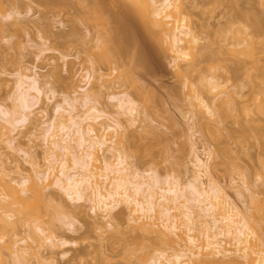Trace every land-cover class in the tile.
<instances>
[{
	"label": "rangeland",
	"instance_id": "obj_1",
	"mask_svg": "<svg viewBox=\"0 0 264 264\" xmlns=\"http://www.w3.org/2000/svg\"><path fill=\"white\" fill-rule=\"evenodd\" d=\"M11 1L0 0V20L5 23L0 27V69L10 71L7 79L13 82L10 85H4L5 91L12 98L8 99L7 103L5 99H0V129L8 132V128H12L6 120L5 111L20 109L23 105L24 93L28 92L26 90H29V102L33 105L27 108V111L32 112L30 119L25 120L27 123L24 121L17 123L20 130L17 134L18 146L11 148L10 145H6V136H3V139L0 138V155L5 166L13 169L18 165L24 174H28L32 167L31 159L38 160L42 164L47 163L46 129L52 125L55 116L57 118L59 113L68 115L70 112L79 110L82 116L85 114L89 106L87 99L76 101L71 97L76 95V89L81 91L80 87L85 85L87 79L83 75L87 72L94 74V68L99 67V72L106 74L104 78L107 82L100 90L101 98L98 106L103 112L98 121L116 125V120L119 119L120 125L116 126L118 134L125 136L120 135L122 141L119 147L130 153L127 160L132 169L138 171L149 182L153 179L151 174L160 177L177 174L184 182L183 187L187 195L194 198L188 182L194 173L196 156L207 160L209 174L254 224L256 248L264 250V185H257L255 182L257 176L264 174V135L262 134L264 113H259L255 107L260 97L257 85L259 70L252 66L253 58H245L240 53L237 55V58L246 60L249 70H239L233 81L228 82L229 86L233 84L230 90L236 91L235 102L229 105L228 116H210L205 108L195 106L197 99L190 96L194 93L191 88L199 90L204 87V94L208 92L203 84H198V73L192 72L186 84L184 83L185 78L179 75L178 71L186 67L187 62L175 61L173 53L167 50L166 44L151 36L153 35L152 27L131 0H102L103 7L100 12L93 9L87 11L88 6L81 0H37L38 2L32 3L33 9L30 12L16 15L18 18L3 19L2 14L12 6ZM25 1L30 2V0ZM181 1L187 20L197 32L207 37L200 43L207 44L211 48L220 46L223 40L219 36V31L227 27L230 18L235 17L236 25L240 23V26L243 25L241 27H245L251 22L250 11L264 12V0ZM22 19L24 22L21 21ZM113 26L116 27L117 32L126 33L131 37L127 41L131 45L126 43L128 46L136 47L138 52L141 51L138 56L141 65L134 69L135 86L128 81L124 82V77H117L119 74L122 76L120 71L123 73V70L129 67L127 63L124 68L119 66L112 54H109V58L101 57L107 51L104 44L107 30ZM242 37L245 35L243 34ZM255 38H257V53L254 56H257L259 58L257 60H260V64L263 65L264 45L260 41L264 38L262 35H254ZM244 44L241 43L237 49L243 48ZM222 50L226 51L224 48ZM220 55L222 59L215 62L220 66L213 71L219 75L221 81H224L229 73L225 67H221V64L229 62L226 59L229 54L226 52ZM139 57L143 59V62ZM205 64L203 66H207ZM114 67L117 69L114 70ZM25 73L28 74L27 77ZM35 73L38 74V78L40 76L38 82L40 84L37 83L39 86L43 81L41 87L34 84L32 75ZM53 76L56 77V87L53 89L56 95L50 97L44 89V84L46 80L51 81ZM20 78L26 79V82L18 87L17 82ZM0 79L5 78L0 77ZM91 81L95 86L101 83L96 78H92ZM191 81L196 84L192 85ZM136 84L143 89L148 88V90L144 89V95L138 93ZM33 86L38 87L40 91ZM149 90L153 96H156L155 101L152 100L151 95L149 96ZM134 92L139 94V96L137 94V100L140 106H148L147 121L135 122V129L130 126L129 115L120 113L122 111L120 99L127 97L128 94L134 95ZM222 97L216 99V102L219 103ZM57 108L60 110L57 111ZM197 115L200 116V121V118L196 120ZM147 122L155 127L159 136L156 131L153 133L146 126ZM37 124L39 126L36 127ZM127 127L130 130L126 129ZM126 133L130 134V137ZM146 140L152 141L150 151L146 149V152L149 155L156 154L159 160L158 165L141 166L143 159L147 157L141 158V164L133 160L134 156L139 155V149ZM105 154L109 160L112 157L111 160L115 165L122 166L118 155L111 156L109 151ZM81 168V165H78V169L81 170ZM202 177L207 181V175ZM161 181L165 180L161 179ZM47 193H52V196L55 194L53 203L55 206L54 209L49 207L50 211L47 210L49 213L42 207L45 223L55 230L58 238L69 241L67 244L44 249V257H49L48 261L51 260L52 264H155V257L160 254V250L164 254L160 261H166L176 252L175 247H183L179 245L172 247L171 244L159 239L157 234L132 227L130 209L125 202L114 209L116 214L110 223L106 224H111L110 228L106 226L108 227L106 230V227L102 226L107 219L102 218L100 211L99 214H97L98 211L89 212L91 219H88L79 215L78 208L72 211L75 212L74 225L70 228L62 221L69 210L57 199V190L51 187ZM29 195L30 201L34 203L36 193L30 189ZM85 197L89 207L95 206L89 195L86 194ZM192 201L194 209L201 211V206L204 204L196 199ZM56 205L63 206L59 208ZM206 220L212 223L210 216H206ZM117 226L122 233L116 232ZM10 227H6L7 229L0 234V237L2 235L0 264H4L5 261L7 264H13L15 257L13 251L16 250V246L13 245L15 239L28 238L29 241L26 243L35 245V242L29 239L28 224L18 222L15 228ZM134 237L137 240L141 239V242L143 240L142 244L145 243L147 248L139 249L142 245L138 246ZM133 240L138 250L128 254L127 250L133 249V245L132 247L129 245ZM152 241L154 243L148 245V242ZM145 252L147 254L143 257ZM100 253H104L106 258ZM239 260L243 259H237L232 264H241Z\"/></svg>",
	"mask_w": 264,
	"mask_h": 264
},
{
	"label": "bare ground",
	"instance_id": "obj_2",
	"mask_svg": "<svg viewBox=\"0 0 264 264\" xmlns=\"http://www.w3.org/2000/svg\"><path fill=\"white\" fill-rule=\"evenodd\" d=\"M35 1L37 0H30V2L12 0L10 3L12 6L2 14V18H18L16 15L30 12L33 9L32 3H35ZM81 1L88 6L87 11L93 9L100 12L103 7L102 0ZM131 1L148 20L152 27L153 35L151 36L166 44L167 50L173 53L172 56L174 55L173 59L175 61L187 62V66L178 71V74L185 78L184 83L186 84L192 72L198 73V84H203L208 92H206V95L204 94V87H201L202 90L191 88L195 94H190V96L197 99L194 103L195 106L205 108L210 116H228L229 105L233 104L236 99V91L230 90V86L233 84L229 86L228 82L233 81L239 70H249L246 60L237 58L240 53L245 58H253L252 66L259 70L257 85L259 86L258 93L260 97L257 99L255 107L259 113H264V64L261 65L260 60H257L259 58L254 56L257 53V38L255 40L254 35L264 34V12L250 11L252 15L251 22L245 27H241L243 25L240 26V23L236 25L237 20L235 17L230 18L227 27L219 31V36L224 42L222 41L218 48H211L207 44L200 43L203 38L207 37L197 32L191 22L187 20L181 0ZM233 15L236 16L237 12L236 15ZM21 21L24 22L23 19ZM4 24L3 20H0V27ZM43 31L45 32V30ZM119 32L116 31L114 26L107 30L104 41L107 51L101 57L109 58V54H112L120 67L124 66L125 68V65L128 64L129 67H126L123 73L120 71L122 76L119 74L117 77H124V82L128 81L134 85L136 82L134 69L141 65L138 61L141 51L138 52V49H135L136 47L128 46L130 43L128 44L127 41L131 37L126 33ZM242 33L245 37H242ZM241 43H245V46L237 49ZM260 43L264 45V39H261ZM222 48L226 51H223ZM226 52L229 54L226 58L229 62L221 64V67H225L229 74L226 75L224 81H221L219 75L213 69L220 66L215 62L221 60L220 54ZM204 63L207 66H203ZM98 68H94V74L87 72L83 75L87 79L85 85L88 86H81V91L76 89V95L71 97L76 101L87 99L89 106L87 111L85 110V114L83 113L85 117L79 113V110L70 112L68 115L63 112L57 113V118L55 116V120L52 119L54 122L51 120L52 128H50V125L47 129L45 128L46 164L31 159L30 172L24 174L18 165L14 166L13 169L5 166L0 155V234L7 229L6 227L12 226V228H15L18 222L20 224L26 223L30 233L29 239L35 242L33 246L26 243L29 241L28 238L15 239L13 245L16 246V250L13 251L15 255L13 264H29L33 258L37 259L38 264H52L51 260L48 261L49 257H44V249L69 242L58 238L55 230L48 226L43 218L44 210L42 207L45 211H50V208L52 209L55 206L53 204L55 194L52 196V193L47 192L57 182L65 188H71L74 197L77 193L83 196L89 195L95 203L97 214L100 211L103 219H106L107 216L106 223L102 227L109 225L106 224L110 223L111 219L114 218L113 216H115L114 214H116L114 209L120 203L125 202L130 209L132 227L138 230L142 229V231L145 230L148 233H155L159 239L171 244L172 247L183 246L182 248L175 247L176 252L166 261H160L161 257L164 256L163 251L160 250V254L155 257V264H232L240 258L243 259L239 260L241 264H264V250L256 248V228L254 224L238 209L225 190L211 177L207 160L205 161L196 156L194 173L188 182L194 193V198L187 195L183 187L184 182L177 174H174L176 179L171 182L161 180L157 182V176L151 174L150 176H153V179L152 182H149L138 171L132 169L130 162L127 160L130 153L121 150L119 147L122 137H125L123 134H120L122 137L118 134L116 126L120 125L119 119L116 120V125L106 124L101 120L98 121L102 115L101 112H103L98 106L101 98L100 90L107 82V79L104 78L106 74L100 73ZM115 69L117 68L114 67ZM25 76L27 77L28 74L25 73ZM32 76H34V78L32 77L34 84H40L38 83L40 76L38 78L36 73ZM92 78H96L101 83L95 86L91 81ZM25 82L26 79L20 78L17 82L18 87ZM46 82H49V80H46ZM42 83L41 85H43ZM191 83L192 85L196 84L194 81H191ZM41 85L38 86L41 87ZM33 87L40 91L38 87ZM135 88H138L139 94H142L144 89L148 90V88L143 89L140 85ZM26 91L20 109L14 107L13 110L8 109L5 111V114H7L6 120L12 128H8V132L0 129V138L3 139V136H6V140L4 139L7 142L6 145H10L11 148L18 146L17 134L20 130L17 123L31 117L32 112L27 111V108L33 104L31 103V105L29 102V90ZM135 92L134 95L128 94L127 97L120 99L122 111H119L128 114V120L134 124L139 120L147 121L148 118V106H140L137 100L139 94H135ZM150 93H148L149 96L151 95L152 100L155 101L156 96ZM221 96L223 97L219 103L216 102V99ZM197 116L196 120L200 118L199 115ZM38 124L40 125V123ZM38 124L36 127L39 126ZM146 126L152 132L156 131L150 122H147ZM262 134L264 135V132ZM128 135L130 137V134ZM106 151L107 153L109 151L112 154L111 156L118 155V160H120L118 162L122 166L115 165L111 160L112 157L109 160V157L105 154ZM78 165H81V170L78 169ZM73 169L78 170L73 172ZM13 173L16 176H13ZM203 175H207V181L203 180ZM176 181H179V184ZM30 189L33 190V193H36L34 203L29 199ZM192 199L204 204L201 206V211L194 209V205L191 203L193 202ZM56 206L62 208L63 205ZM48 211L47 213H49ZM74 214L75 212L67 211L62 220L70 228L74 225ZM206 216L211 217L212 223H208ZM118 227H116V232L122 233L120 227ZM189 239L194 243L190 244ZM135 241H137L138 246L142 245V247L139 246V249L145 250L144 248H147L145 243L142 244L143 240L141 242V239L137 240L135 238ZM133 243H135L134 240L129 243L131 247L133 245V249L131 248V251L127 250L128 254L131 252L133 254L136 249L138 250L136 243ZM149 243L153 244L154 242H148V245ZM201 245H203V250ZM128 247L126 248L128 249ZM100 252H102V249H100ZM217 253L220 255H217ZM146 254L147 252L143 253L142 256L145 257ZM103 257L105 256L103 255ZM33 260L31 264H34V262L36 264L37 262ZM103 260L105 259L103 258ZM4 264H7V261Z\"/></svg>",
	"mask_w": 264,
	"mask_h": 264
},
{
	"label": "snow or ice",
	"instance_id": "obj_3",
	"mask_svg": "<svg viewBox=\"0 0 264 264\" xmlns=\"http://www.w3.org/2000/svg\"><path fill=\"white\" fill-rule=\"evenodd\" d=\"M29 7H31V6H29ZM8 18H10V17H8ZM262 38H264V34H262ZM37 59H39V57H37ZM7 67L8 66L5 63V68H7ZM9 75H10V71H5V70L0 69V77L5 78V79H0V99H5V103H7L8 99L12 98V96H9L8 93L4 89V85H6V84L10 85L13 83L11 80L7 79V77H9ZM16 75H18V73H16ZM55 81H56V77L53 76L51 81L46 82L44 84V89L50 97L56 95V92L53 90L56 87ZM59 110L60 109L57 108V111H59ZM24 122L27 123V121H24ZM130 126L133 129L136 128V125L134 123H131ZM151 144H152L151 140H146L144 145L141 146V148L139 149V155L133 157V160L136 163L141 164V158L147 157V158L143 159L141 166H144L147 164H153V165L159 164V160H157L155 153H152L149 155V153L146 152V149H148L150 151ZM210 159L211 158L209 157V161H210ZM145 174L148 175L149 173H145ZM161 179L171 182V181L175 180L176 178H175L174 174L168 175V176H163V177H160V176L156 177L157 182H159ZM176 182H177V184H179V181H176ZM255 182L257 185H264V174L257 176L255 178ZM52 187L57 190V199H59L62 203H64L66 208L69 211H73V210L78 208L79 209V215L81 217H87L88 219H91V217L88 215L89 212L96 213L95 206L89 207L88 201H87L85 196L77 193L76 196L74 197L71 188H65L59 182L52 185ZM105 211H107V209H105ZM105 218L107 219V216ZM81 227H84V225H81ZM108 227L110 228L111 224H109ZM188 242L190 244L194 243L191 239H189ZM157 246L159 247V244H157ZM201 249L203 250V245H201ZM217 255H220V254L217 253Z\"/></svg>",
	"mask_w": 264,
	"mask_h": 264
}]
</instances>
